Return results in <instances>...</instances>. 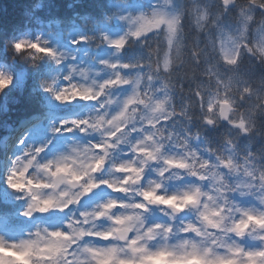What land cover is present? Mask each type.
<instances>
[{"label":"clouds","instance_id":"9594fccd","mask_svg":"<svg viewBox=\"0 0 264 264\" xmlns=\"http://www.w3.org/2000/svg\"><path fill=\"white\" fill-rule=\"evenodd\" d=\"M0 264H264V0H0Z\"/></svg>","mask_w":264,"mask_h":264}]
</instances>
